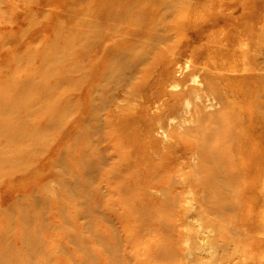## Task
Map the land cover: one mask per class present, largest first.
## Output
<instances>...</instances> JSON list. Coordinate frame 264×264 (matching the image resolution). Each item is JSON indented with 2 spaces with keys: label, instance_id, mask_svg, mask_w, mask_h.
I'll use <instances>...</instances> for the list:
<instances>
[{
  "label": "bare ground",
  "instance_id": "obj_1",
  "mask_svg": "<svg viewBox=\"0 0 264 264\" xmlns=\"http://www.w3.org/2000/svg\"><path fill=\"white\" fill-rule=\"evenodd\" d=\"M186 2L0 0L5 4V10L0 9V18L2 11L9 17L6 14L11 10L15 14L19 7L25 8L29 24H25L24 31L41 32L32 36L33 40L40 41L39 46L27 51L25 45L24 51L12 50L7 55L15 61L38 59L35 66L38 78L30 79L28 69L17 65L0 79V191L8 192L7 197H0V205H5L0 207V264H127L124 261L127 256L135 258L136 264H154L156 259L165 256L155 250L152 240L142 236L151 230L159 231L145 204L151 183L148 177L158 179L155 185L162 186V190H168L170 182L159 179L161 164L138 157L139 131L131 127L121 105L108 104L106 93L125 87L133 73L149 71L159 64L162 58L154 56V48L151 47L152 51L148 47L152 39L158 44L161 39L158 32L165 34L162 39L172 40L174 32L168 36L170 31L181 29L183 33L182 28L192 27L196 31L197 25L204 26L208 17L198 21L200 16L190 11V1ZM36 13L42 16L41 20H35ZM241 31H234L237 33L234 37L225 33L223 39L245 38L246 42L257 44L253 50L264 60V30L254 31L249 26L247 31ZM4 33L0 25L1 41ZM148 57L151 58L146 62ZM144 61L147 66L140 71L137 66ZM220 66L223 69V64ZM227 67L231 70L229 64ZM262 67L255 69L260 71ZM170 71L165 73L168 77ZM73 73L78 76L70 77ZM221 75L216 73V80ZM73 79L83 83L84 113L78 120H66L69 108L74 105L68 99L67 90ZM256 83L264 91V74H258ZM209 93L218 99L219 110L199 115L198 128L187 129L183 138L185 145L198 154L197 174L203 179L204 192L222 208L238 206L244 199L243 184L248 178L261 179L257 161L264 157V104L256 96L249 108L239 112L220 86H213ZM94 103L106 106L108 112L104 113L102 129L99 125L88 130L85 125L90 118L102 117L100 107H93ZM242 112L248 114V121L242 120ZM65 123L75 132L60 130ZM53 130L62 131L63 143L59 147L51 145ZM239 131L249 133L245 140L240 138ZM92 134L95 139H91ZM108 152L113 154L109 161ZM43 166L47 171L39 174ZM50 172L56 174L57 196L39 198L38 191L44 187L39 186L40 179ZM101 184L104 191L100 189ZM49 218L59 221V225L50 224ZM108 219L120 222L127 248L121 249L114 231L101 225ZM11 240L16 243L17 251L11 250ZM137 242L139 245L134 247L133 243ZM56 246H60V253L55 255ZM258 246L253 249L256 258L264 255V241ZM251 250L247 247L244 252L250 254ZM37 253L40 256L34 260ZM248 264H264V258Z\"/></svg>",
  "mask_w": 264,
  "mask_h": 264
},
{
  "label": "rangeland",
  "instance_id": "obj_2",
  "mask_svg": "<svg viewBox=\"0 0 264 264\" xmlns=\"http://www.w3.org/2000/svg\"><path fill=\"white\" fill-rule=\"evenodd\" d=\"M185 1H190V11L194 10L196 15L200 16L198 21L208 17V20L203 23L204 26L197 25L199 30L196 31H193L192 27L182 28L183 33H181V29L180 32L179 30L170 31L168 36L174 32L172 34L174 38L172 40L168 38L171 41L162 39L165 34L162 33V35L161 32H158L161 38H158V41L155 40L158 44L153 43L152 39L148 41L150 43L148 47L152 51L154 48V56L158 55L160 59L162 58L159 64L149 71L133 73L132 79L126 81L127 87L121 86L116 92L108 93L107 91L108 94L106 93L108 104L111 107L117 104L121 105L120 107L125 110V115L130 119L131 127L139 131L137 137L141 142V151L138 153V157L149 161V163L161 164L162 167L159 169L162 173L158 177L170 182L168 190H162V186L155 185L158 179L154 176L148 177L151 183L147 187L145 204L149 209L147 213L152 218L153 225L157 224L159 231L151 230L143 233L142 238L152 240L156 245L155 250L165 254L162 259H156L154 264L254 263L256 259L264 258V255L256 258L253 253V249L259 248L258 244L264 241V157L257 161V169L262 173L261 179L248 178L247 182L243 184L245 187L243 201L238 206L222 208L204 192L203 179L201 175L197 174L200 165L198 154L190 146L185 145L183 134L187 129V131H194L198 128L197 118L199 115L219 110L218 99L209 93L213 86H220L228 98L233 101L231 105L238 108L239 112L249 108L252 99L257 98L256 96H259L260 102L264 104V91L258 89L256 83L258 74H264L262 55L258 52L256 54L253 50L258 45L246 42L245 38L233 41L223 39L225 33L234 37L237 35L234 31L242 32L241 29L247 31L249 26L254 31L264 30V0ZM39 5L42 6L41 3ZM1 7L5 10L4 3H0V9ZM219 7L221 8L219 9ZM54 10L58 12L57 8ZM11 11L6 14L9 17L5 16V12L2 11V17L6 18H0L1 29L5 32L4 40H0V79H2L3 73H9L19 65L28 69L27 73L30 79L36 80L39 76L35 69L38 59L27 61L24 58H17L18 60L15 61L8 59L7 55L12 50L21 51L23 49L22 51H24L27 48L25 50L28 51L39 46L40 41L35 38L33 40L32 36L41 32L38 29L34 33L28 30L24 31L26 25L29 24L28 17L25 16V8L19 7L15 14L13 10ZM35 17L34 19L38 21L42 16L36 13ZM7 18L13 19L6 21ZM3 24L5 25L3 26ZM194 36H199V38L193 39ZM5 40H8L7 43ZM167 40L168 43H165ZM158 45H162L160 49ZM150 58L148 57L145 61H149ZM255 59H258V63L254 64ZM145 61L142 62L144 65L137 66L140 71H144L147 66ZM202 64L203 66H201ZM222 64L224 67L220 69ZM228 64L231 70L227 69ZM257 67H262L261 72L255 69ZM166 71H170V78L165 74ZM216 73L222 74V78L216 80ZM76 76H78L76 73L70 75L72 78H76ZM163 77H167L166 80ZM249 84L254 86L251 87ZM128 86L134 91L129 90ZM82 87L83 83L78 79H73L67 87L68 99L74 105L69 108L66 120L70 118L78 120L84 113L85 95L81 92ZM132 94L135 96L133 97ZM124 99L125 101H123ZM120 101L122 102L120 103ZM128 101L132 105L130 103L127 105ZM133 101L135 102L133 103ZM93 107H100L99 112H102V117L100 119L90 118L85 128L91 130L100 125L102 129V119L107 108L99 103H94ZM242 115V120L248 121V114L242 112ZM63 126L60 130L64 129L63 131L66 132L69 129L70 133L75 132V129L70 128L69 123H65ZM61 132L53 130L50 133L51 138L54 137V140L50 139L52 143L50 144L54 147H59L63 143ZM238 133L244 140L246 133L249 134L248 132L242 134L241 131ZM92 135L91 139H95L96 136ZM96 148L98 147L96 146ZM107 156H110L109 161L113 154L107 155L106 153ZM240 167L243 169L245 166L242 164ZM45 171H47V167L43 166L39 169V174ZM41 185L44 187L42 186V190L38 191V193L40 192L38 197L54 198L57 196L59 186L55 172L43 175L39 182V186ZM103 186V184L100 185L102 191H104ZM232 192L234 193L231 190L230 193ZM224 193L230 195L229 191H224ZM7 194L8 192L0 191V197H7ZM3 204L0 207H4ZM239 216L243 217L239 218ZM51 220L50 224L55 227L59 225V221H53V218L48 219V221ZM101 225H106L107 228L114 231L121 249L127 248L124 240L125 231L118 220L103 221ZM9 242L12 245L11 250L17 251L16 243L12 240ZM133 245L136 247L139 243H133ZM247 247L252 248V253L244 252ZM55 248L53 254H59L60 246ZM39 256V254L35 255L34 260H38ZM124 261L127 264H136L133 257L128 258L127 256Z\"/></svg>",
  "mask_w": 264,
  "mask_h": 264
}]
</instances>
